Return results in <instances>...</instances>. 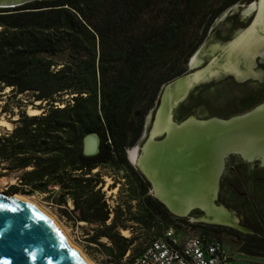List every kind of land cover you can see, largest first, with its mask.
<instances>
[{
	"label": "trees",
	"instance_id": "1",
	"mask_svg": "<svg viewBox=\"0 0 264 264\" xmlns=\"http://www.w3.org/2000/svg\"><path fill=\"white\" fill-rule=\"evenodd\" d=\"M243 1L34 0L0 7V97L7 88L12 98L32 92L26 103L41 101L43 109L29 114L19 100L13 128L0 125L1 175L17 174L8 192L48 193L69 219L96 225L90 241L107 255L106 264H134L167 229L180 230L127 149L162 87L187 71L215 19ZM61 53L68 58L59 60ZM91 132L101 137L96 155L83 151ZM104 169L124 180L126 196L114 205ZM203 226L201 235L211 238L206 233L214 225ZM243 250L264 256V240Z\"/></svg>",
	"mask_w": 264,
	"mask_h": 264
},
{
	"label": "rangeland",
	"instance_id": "2",
	"mask_svg": "<svg viewBox=\"0 0 264 264\" xmlns=\"http://www.w3.org/2000/svg\"><path fill=\"white\" fill-rule=\"evenodd\" d=\"M255 2L260 4L261 0H246L238 2L224 10L218 18L215 19L203 42L194 52L196 59L193 65L189 66L188 61V69L182 75L193 71H199L210 66V63H212L216 57L220 62H224V53L225 50L228 49L229 44L243 31L250 28V25L254 20H256L259 8L258 6H252L253 4H256ZM246 5H248V7ZM57 58L59 60H66L68 55L66 53H61L57 56ZM239 61L238 66L244 72L242 75L220 71L219 74L213 75L209 79H204L202 82L195 83L189 89L185 98L174 105L172 110L173 119L177 123H184L192 116L201 120H208L212 117L228 119L251 111L256 107V105L258 106L264 102V44L259 47L258 53L255 54V58L251 62L252 64L250 61L247 63L244 58H241ZM10 90V88H7L3 92L4 94L2 97H0L1 126L13 128V120L20 117L21 108L18 106L19 100H23L25 104H27L23 106V109H26L29 114H32L33 110H38V113L43 110L38 107L41 101H35L34 104L26 103L33 99L32 92L12 98L10 97ZM154 112L155 111L151 110L148 113L144 121L140 138L135 145L130 146L127 149V152L130 148H134L139 145L141 147L145 143L148 138V133L152 131L151 129L155 118ZM150 114L152 115L150 116ZM166 134L167 133H163L162 135L157 136L156 140L160 141L164 139ZM139 152L141 151L139 150ZM227 160V169L225 170V174H222L223 178L220 183L221 192L219 199L216 198L215 204L218 207L228 209L236 221L241 220L238 224L232 225L230 223V225H228L229 228H231L230 226H234L235 228H243L245 230L247 207L243 200L237 195L234 185L236 183V175L239 172L245 173L247 168H251L252 165L249 166L246 161L238 155H231ZM134 167L137 171L143 174L136 165H134ZM104 173V179L106 181L104 190H106L108 200L114 205L117 201H121L126 196L125 192H123L125 188L123 185L124 180L122 179V174L115 173L111 169H104ZM143 176L146 178L144 174ZM16 181L17 174L12 173L7 176H2L0 168V194L7 196L11 195L12 193L8 192V187ZM112 184H115V187L110 189ZM151 188L152 186L150 184V192L152 193ZM24 195H28L29 198L45 207V209L55 216V218L68 231L74 243L81 248L82 252L91 260L93 264L107 263V255L99 248L97 243L90 241L91 236H93L96 232V225L88 224L82 221L75 222L69 219L65 211H63L53 199L48 197V193L35 192L33 194ZM71 204L72 201H70V206ZM71 207H73V204ZM171 213L179 220L182 226L180 230L176 231L179 232L178 235L179 237H182L183 240H186L194 235H201V233H205L206 229L203 224H211L222 227L227 225L226 223L218 225L216 223H209L205 221V211L200 208L193 210L186 216L177 215L173 212ZM206 234L211 236L213 239L221 240L225 244L230 255V259L227 261V264H264V256L256 255L243 250L246 240L238 233L230 231L229 229H224L219 233L212 231L211 234ZM101 241L110 242L107 237H102Z\"/></svg>",
	"mask_w": 264,
	"mask_h": 264
},
{
	"label": "bare ground",
	"instance_id": "3",
	"mask_svg": "<svg viewBox=\"0 0 264 264\" xmlns=\"http://www.w3.org/2000/svg\"><path fill=\"white\" fill-rule=\"evenodd\" d=\"M252 6L259 8L257 18L250 28L229 44L224 53L225 61L220 62L216 57L210 66L197 71L189 80L178 81L175 89L168 91L164 98L144 152H139V146L129 150L133 163L153 180L158 196L181 216L189 215L198 208L210 209L214 214L211 220L230 224L229 210L215 204L219 191L218 179L221 171L222 176L225 170L224 157L234 151L232 154H243L247 160L260 158L264 165V105L259 104L252 112L228 119L212 117L201 120L192 116L184 123H177L173 119V107L169 105L173 95L181 98L178 103L195 83L209 79L220 71L236 75L244 73L238 66L239 60L244 58L247 63H251L259 47L264 44V5L256 3ZM38 112L33 110L32 114ZM163 133H167L168 138L156 140ZM16 197L36 204L57 224L69 244L77 248L89 264H93L74 243L65 227L45 207L28 195L18 193ZM122 233L131 236L129 229H122Z\"/></svg>",
	"mask_w": 264,
	"mask_h": 264
},
{
	"label": "water",
	"instance_id": "4",
	"mask_svg": "<svg viewBox=\"0 0 264 264\" xmlns=\"http://www.w3.org/2000/svg\"><path fill=\"white\" fill-rule=\"evenodd\" d=\"M31 1L34 0H0V7H17ZM246 6L248 7V5ZM193 58L196 59L194 54L189 60V66L193 65ZM196 72L197 71H193L181 75L162 87L156 106L152 109L155 111L152 129L155 126L164 98L169 93L168 91L174 90L178 81H182V79L189 80ZM180 99L181 98L176 94L173 95L169 101V105L172 104V107H174V105L177 104L176 102ZM261 104L264 105V102ZM151 115L152 114H150V116ZM150 136L151 132L148 133V138L145 143L141 147L139 145L141 153L144 152V147L148 143ZM166 138H168L167 134L162 140ZM100 145V135L96 132L88 133L84 137L83 151L86 155H96L100 151ZM233 152L234 151L227 153L226 156L231 155ZM127 153L130 162L135 165L130 158L129 151ZM242 156L245 158L243 154ZM225 157L223 159V167H225ZM248 161L251 160L248 159ZM255 161H259L263 165L262 159L258 158ZM138 168L149 180L152 186V194L161 200L171 212L179 215L165 200L158 196L155 184L149 175L142 168ZM220 176L217 183L218 189L220 185ZM16 194L18 193H13L9 196L0 194V206H2L0 207V264H5V262H7V264H89L79 250L69 244L60 228L47 214L31 201L17 198ZM204 211L205 221L220 224L219 221L211 220L214 214L210 209ZM233 219V215L230 212V218H228L230 223L235 221Z\"/></svg>",
	"mask_w": 264,
	"mask_h": 264
},
{
	"label": "built area",
	"instance_id": "5",
	"mask_svg": "<svg viewBox=\"0 0 264 264\" xmlns=\"http://www.w3.org/2000/svg\"><path fill=\"white\" fill-rule=\"evenodd\" d=\"M175 229L145 247L134 264H227L230 255L217 239L194 235L186 240Z\"/></svg>",
	"mask_w": 264,
	"mask_h": 264
},
{
	"label": "flooded vegetation",
	"instance_id": "6",
	"mask_svg": "<svg viewBox=\"0 0 264 264\" xmlns=\"http://www.w3.org/2000/svg\"><path fill=\"white\" fill-rule=\"evenodd\" d=\"M257 106V105H256ZM238 155L246 163L252 167L247 168L245 173L239 172L236 175V183L234 185L235 190L237 191V195L243 200L244 204L247 207V215H246V226L245 230L243 228H235L234 226H230L228 223L225 226H214L217 233L222 230L229 229L230 231H234L238 233L240 236L244 237L247 243L255 242L256 240H264V165H262L259 161H248L242 155L239 154H231ZM229 155L227 159L231 156ZM226 159L225 170L227 169L228 160ZM248 166V167H249ZM225 170L223 175L225 174ZM223 175L221 179L223 178ZM220 179V183H221ZM221 192V184L219 185V195ZM236 221V219H235ZM231 223L238 224L241 220H237L236 222ZM218 225H223L222 222L217 223ZM242 226V225H240ZM233 228V229H232ZM236 229V230H235ZM221 241V240H220ZM222 242V241H221ZM223 243V242H222ZM224 244V243H223ZM225 245V244H224Z\"/></svg>",
	"mask_w": 264,
	"mask_h": 264
},
{
	"label": "snow or ice",
	"instance_id": "7",
	"mask_svg": "<svg viewBox=\"0 0 264 264\" xmlns=\"http://www.w3.org/2000/svg\"><path fill=\"white\" fill-rule=\"evenodd\" d=\"M261 4L264 5V0H261ZM2 207V206H0ZM5 264H7V262H5Z\"/></svg>",
	"mask_w": 264,
	"mask_h": 264
}]
</instances>
